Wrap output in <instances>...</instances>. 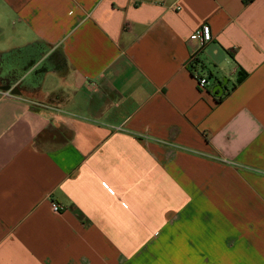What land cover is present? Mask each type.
<instances>
[{"label":"crops","instance_id":"1","mask_svg":"<svg viewBox=\"0 0 264 264\" xmlns=\"http://www.w3.org/2000/svg\"><path fill=\"white\" fill-rule=\"evenodd\" d=\"M10 84L0 264H264V0H0Z\"/></svg>","mask_w":264,"mask_h":264},{"label":"built area","instance_id":"2","mask_svg":"<svg viewBox=\"0 0 264 264\" xmlns=\"http://www.w3.org/2000/svg\"><path fill=\"white\" fill-rule=\"evenodd\" d=\"M191 40L196 41L199 43L200 48H203L207 44L211 43L213 41V36L211 33V29L208 25H204L201 28H199L192 36ZM194 57H192V60ZM208 85H210V81L207 78H200L199 79V86L202 88H206ZM0 97H14V95L10 91H1L0 90ZM52 210L56 213H60L62 211V207L52 202Z\"/></svg>","mask_w":264,"mask_h":264},{"label":"water","instance_id":"3","mask_svg":"<svg viewBox=\"0 0 264 264\" xmlns=\"http://www.w3.org/2000/svg\"><path fill=\"white\" fill-rule=\"evenodd\" d=\"M216 89L222 91V87L221 86H219ZM1 90H3V91H10L13 95H20V92L16 88H11V86L4 87Z\"/></svg>","mask_w":264,"mask_h":264},{"label":"trees","instance_id":"4","mask_svg":"<svg viewBox=\"0 0 264 264\" xmlns=\"http://www.w3.org/2000/svg\"><path fill=\"white\" fill-rule=\"evenodd\" d=\"M245 77H246V75H244V76H240V77L238 78L237 84L242 83Z\"/></svg>","mask_w":264,"mask_h":264},{"label":"flooded vegetation","instance_id":"5","mask_svg":"<svg viewBox=\"0 0 264 264\" xmlns=\"http://www.w3.org/2000/svg\"><path fill=\"white\" fill-rule=\"evenodd\" d=\"M9 86H12V84H10ZM7 87V86H6ZM14 88H16L19 92L21 90V87L20 86H14ZM1 90V89H0Z\"/></svg>","mask_w":264,"mask_h":264}]
</instances>
